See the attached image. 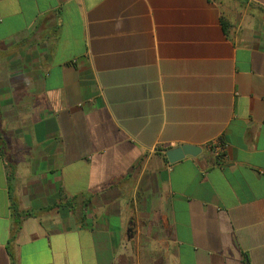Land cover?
I'll return each instance as SVG.
<instances>
[{
	"label": "crops",
	"instance_id": "crops-1",
	"mask_svg": "<svg viewBox=\"0 0 264 264\" xmlns=\"http://www.w3.org/2000/svg\"><path fill=\"white\" fill-rule=\"evenodd\" d=\"M247 262L264 0H0V264Z\"/></svg>",
	"mask_w": 264,
	"mask_h": 264
},
{
	"label": "water",
	"instance_id": "water-1",
	"mask_svg": "<svg viewBox=\"0 0 264 264\" xmlns=\"http://www.w3.org/2000/svg\"><path fill=\"white\" fill-rule=\"evenodd\" d=\"M202 149L196 146L183 145L167 151L166 156L170 164L183 160L186 156H197Z\"/></svg>",
	"mask_w": 264,
	"mask_h": 264
},
{
	"label": "built area",
	"instance_id": "built-area-1",
	"mask_svg": "<svg viewBox=\"0 0 264 264\" xmlns=\"http://www.w3.org/2000/svg\"><path fill=\"white\" fill-rule=\"evenodd\" d=\"M209 147L211 148L215 157L218 160H223L225 158V152H226L227 145L223 140L220 139V140L214 141L210 143Z\"/></svg>",
	"mask_w": 264,
	"mask_h": 264
},
{
	"label": "trees",
	"instance_id": "trees-1",
	"mask_svg": "<svg viewBox=\"0 0 264 264\" xmlns=\"http://www.w3.org/2000/svg\"><path fill=\"white\" fill-rule=\"evenodd\" d=\"M166 159V158H165ZM167 160V159H166ZM20 223L18 221H16V226L14 228V234H17L18 231L20 230ZM246 264H250L249 262H247Z\"/></svg>",
	"mask_w": 264,
	"mask_h": 264
}]
</instances>
